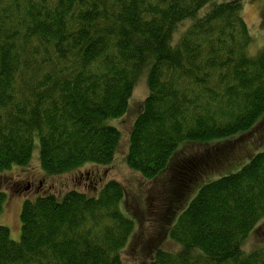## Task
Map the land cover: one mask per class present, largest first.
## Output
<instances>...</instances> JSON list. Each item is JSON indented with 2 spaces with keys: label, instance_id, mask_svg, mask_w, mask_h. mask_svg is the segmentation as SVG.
<instances>
[{
  "label": "trees",
  "instance_id": "16d2710c",
  "mask_svg": "<svg viewBox=\"0 0 264 264\" xmlns=\"http://www.w3.org/2000/svg\"><path fill=\"white\" fill-rule=\"evenodd\" d=\"M243 12L242 0H0V175L28 167L36 141L46 177L112 165L122 134L108 122L145 74L125 158L145 181L186 146L251 132L264 118V47L250 54ZM207 156L196 169L221 155ZM247 160L172 202L161 221L178 249L158 247L150 264H264V246L245 249L264 225V151ZM94 192L26 200L20 241L0 226V264H123L135 231L125 188ZM6 201L0 190V215Z\"/></svg>",
  "mask_w": 264,
  "mask_h": 264
},
{
  "label": "rangeland",
  "instance_id": "374dc122",
  "mask_svg": "<svg viewBox=\"0 0 264 264\" xmlns=\"http://www.w3.org/2000/svg\"><path fill=\"white\" fill-rule=\"evenodd\" d=\"M242 1L244 19L254 40V45L249 51L254 56L264 47V0ZM148 94L145 74L143 78H139L129 101L128 115L108 122L122 134L115 161L109 167L87 165L79 171L66 175L46 177L40 167L38 141H36L28 167L13 169L0 175V190L7 194V201L0 215V226L9 229L13 241L19 242L21 238L20 214L26 200L34 201L38 197L52 194L62 201L64 195L73 190L90 197L94 188L97 191L92 196H96L105 183L115 180L125 188L124 211L135 222L134 234L122 252L123 264H150L152 255L158 247L168 251L178 249V245L170 241L165 233L169 224L165 225L161 221L163 215L170 213L172 202L174 205L178 203L180 207L186 206L203 183L237 172L236 168L258 150L264 151L263 118L251 132L231 141L186 146L181 149L178 158L167 173H163L158 180L147 182L127 167L125 158L129 149L130 132ZM215 151L221 156L211 168L202 163L207 167L203 170L196 169L205 156L215 155ZM96 182L98 185L95 187ZM262 246H264V225L249 237L245 249L250 251Z\"/></svg>",
  "mask_w": 264,
  "mask_h": 264
}]
</instances>
